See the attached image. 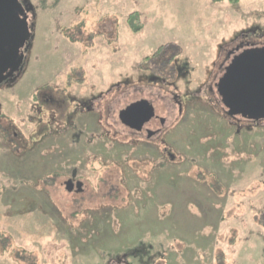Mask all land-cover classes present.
<instances>
[{
  "label": "rangeland",
  "instance_id": "374dc122",
  "mask_svg": "<svg viewBox=\"0 0 264 264\" xmlns=\"http://www.w3.org/2000/svg\"><path fill=\"white\" fill-rule=\"evenodd\" d=\"M28 2L25 66L0 88V264H264V119L227 117L214 85L235 41L264 46V0ZM159 55L173 86L137 85ZM140 87L171 104L170 156L117 120Z\"/></svg>",
  "mask_w": 264,
  "mask_h": 264
},
{
  "label": "water",
  "instance_id": "95a60500",
  "mask_svg": "<svg viewBox=\"0 0 264 264\" xmlns=\"http://www.w3.org/2000/svg\"><path fill=\"white\" fill-rule=\"evenodd\" d=\"M30 11L28 0H0V84L11 81L23 67L33 29V21L28 22ZM215 86L228 116L263 120L264 46L247 47L235 54ZM149 109L147 101H137L119 111V120L130 128L140 129L139 118L147 117ZM75 175L73 169L71 178L64 183L67 191L72 190ZM75 191H82L81 181Z\"/></svg>",
  "mask_w": 264,
  "mask_h": 264
},
{
  "label": "flooded vegetation",
  "instance_id": "af4514ba",
  "mask_svg": "<svg viewBox=\"0 0 264 264\" xmlns=\"http://www.w3.org/2000/svg\"><path fill=\"white\" fill-rule=\"evenodd\" d=\"M20 1L22 2L24 0H20ZM29 14H30V12L28 13V22H31L32 21V18L30 19V15ZM234 44L235 45H233V47L228 51L227 55L224 58V61H227L228 58H229L227 64L229 63V61L231 60V58L235 54L239 53L241 50H243L244 48H247L248 47V43H247L246 40H244V38H240L239 40L235 41ZM26 52H25L24 55H26ZM154 54H155V52L152 53V54H150V56H153ZM146 57H148V56H145V58ZM170 59H171V56H164V57L160 56V57H158L154 61V64L155 65H159L160 68L158 69V68L149 67V70L147 69L148 70L147 74L145 72L144 75H140V76H137L136 77L138 79L141 78V77H144L147 80L144 82V84L141 83V82H137V85H141V86L145 85L146 86L145 88H149V89L152 86H158L160 88L163 87L166 90L167 89V85L168 84L172 85V82L174 83V81H175V79H174V75L175 74L174 75H171L170 76L171 78H170L169 77V73L170 72L167 70V67H166V64L168 66H170L168 64V61ZM224 61H223V63H224ZM164 62H167V63L164 64ZM223 63L220 64V71H222V74L224 72L225 66H227V64L223 65ZM24 66H25V58H24V61H23V67H22V69L24 68ZM22 69H20L18 72H16L13 75V79L11 81H8L6 83L0 84V88L1 87H5V86H12L13 83H14V81H15V79H16V77L22 71ZM172 74H173V71H172ZM220 77L221 76H219L218 79ZM152 79H154L156 81H154L153 83H151L150 80H152ZM218 79H217V81H218ZM217 81L214 83V85L217 83ZM174 88L177 89V86L174 85ZM180 92H182V91H180ZM134 94H147V95H140L138 98H135V99L131 100L126 106H124L120 110L124 109L125 107H127L128 105H130L132 103H135V102L141 101V100H145L150 105V109H149V111L147 112V115H146L147 117H142L143 119L142 118H139L140 121H141V123H139L140 124V129L130 128V127L126 126L125 124H123L119 120V112L117 114V120H118V122L124 128H126L129 132H131V135H132L131 137L132 138H134V139L137 138L138 139L139 142H136L135 140H133L134 142L132 141V146H134L135 148H137V147H143V146H147V145L154 147V145H155V146H158L159 150H157L156 148L155 149L157 151H159L161 154L169 155V153H168V149L169 148L167 147V131H166V126H164V123L167 121V116H168V113H169L171 104L170 103L168 104L167 102L165 103L164 102L165 100L162 98L161 95H154V96H152L150 94H153V93H151L150 90L147 89V91H145V89L143 90L141 87L139 88V91H135ZM172 94H173L172 95V98L174 97V99H176L175 102L177 103L178 110L181 111V107L178 105V102H179L178 99L180 97V93L178 92V90H177V92L174 90V92H172ZM78 95H80V97H83L82 94H78ZM34 98H35V96H34ZM89 98H90V101L92 103V106H91V108L93 110L92 112H97V115L100 114L101 107H99V108H97V107L100 105L101 97L91 96ZM46 99L48 101H50V97L49 98H46ZM155 99L158 101L157 103H154L155 102ZM159 101H161V102H159ZM114 102H115V98L112 99V102L111 103H114ZM173 102H174V100H173ZM109 105L106 108L107 115L109 113ZM223 111H224V108H223ZM93 115L94 114H90V116H93ZM226 116L229 117V118H231L227 114H226ZM98 117L100 118L101 116H98ZM106 119H108L107 116H106ZM81 120L83 122L85 121L84 119L80 118V119H77L76 122H75L76 125L78 126L80 132L82 131L81 130V123H80ZM101 129H103V128H101ZM73 169H76V175L72 179L73 188H72L71 191H75L76 190V184H77V182L78 181H81L77 177V168H73ZM72 170L70 171L69 177L65 181H67L68 179L71 178ZM65 181H64V183H65ZM82 184H83V182H82ZM82 190H83V185H82Z\"/></svg>",
  "mask_w": 264,
  "mask_h": 264
},
{
  "label": "trees",
  "instance_id": "16d2710c",
  "mask_svg": "<svg viewBox=\"0 0 264 264\" xmlns=\"http://www.w3.org/2000/svg\"><path fill=\"white\" fill-rule=\"evenodd\" d=\"M230 1H237V0H230ZM248 43V42H247ZM254 45H250L248 44V47H253ZM252 121H255V122H260V120H252ZM173 149V148H171ZM170 156V155H169ZM59 168H54L52 170H50L49 172H46L44 174H39L40 176L38 177L37 179V189L40 190L41 194L45 195L47 197V199L50 201L49 199V193L47 194L44 190H46L47 188L44 186L45 183H48V182H51L55 177L59 176ZM47 181V182H46ZM84 190V189H83ZM82 190V191H83ZM47 191V190H46ZM264 210V206H263V209ZM261 225H263L261 222H260Z\"/></svg>",
  "mask_w": 264,
  "mask_h": 264
}]
</instances>
